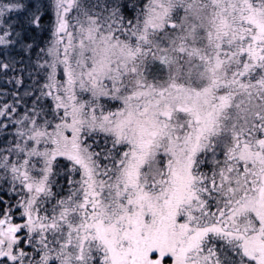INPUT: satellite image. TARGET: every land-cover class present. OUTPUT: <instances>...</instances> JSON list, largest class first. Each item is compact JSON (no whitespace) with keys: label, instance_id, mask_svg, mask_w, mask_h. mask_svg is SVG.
<instances>
[{"label":"snow or ice","instance_id":"snow-or-ice-1","mask_svg":"<svg viewBox=\"0 0 264 264\" xmlns=\"http://www.w3.org/2000/svg\"><path fill=\"white\" fill-rule=\"evenodd\" d=\"M0 264H264V0H0Z\"/></svg>","mask_w":264,"mask_h":264}]
</instances>
